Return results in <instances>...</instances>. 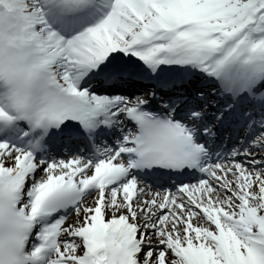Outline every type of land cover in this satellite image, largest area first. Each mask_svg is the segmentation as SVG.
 Returning <instances> with one entry per match:
<instances>
[{"label":"snow or ice","instance_id":"snow-or-ice-1","mask_svg":"<svg viewBox=\"0 0 264 264\" xmlns=\"http://www.w3.org/2000/svg\"><path fill=\"white\" fill-rule=\"evenodd\" d=\"M0 264H264V0H0Z\"/></svg>","mask_w":264,"mask_h":264}]
</instances>
